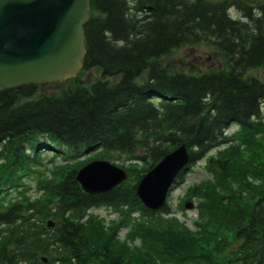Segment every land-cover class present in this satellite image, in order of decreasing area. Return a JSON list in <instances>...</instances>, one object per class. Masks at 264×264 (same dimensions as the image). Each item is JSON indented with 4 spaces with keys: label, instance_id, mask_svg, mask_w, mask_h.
I'll return each instance as SVG.
<instances>
[{
    "label": "trees",
    "instance_id": "trees-1",
    "mask_svg": "<svg viewBox=\"0 0 264 264\" xmlns=\"http://www.w3.org/2000/svg\"><path fill=\"white\" fill-rule=\"evenodd\" d=\"M82 31L80 71L57 92L0 91V264H41L40 255L46 264H264V79L248 73L264 65V0H88ZM197 43L212 45L223 67L163 63ZM180 143L189 163L177 182L201 159L208 175L182 196L194 200L193 229L168 203L144 209L134 192ZM92 158L128 179L84 193L74 175ZM94 207L121 218L105 225ZM128 216L130 244L117 236Z\"/></svg>",
    "mask_w": 264,
    "mask_h": 264
},
{
    "label": "water",
    "instance_id": "water-1",
    "mask_svg": "<svg viewBox=\"0 0 264 264\" xmlns=\"http://www.w3.org/2000/svg\"><path fill=\"white\" fill-rule=\"evenodd\" d=\"M87 11V0H0V91L73 77L84 53ZM187 162L182 143L139 179L135 194L143 207L156 210L163 204ZM125 178L122 169L105 160L87 162L74 177L87 194L105 193Z\"/></svg>",
    "mask_w": 264,
    "mask_h": 264
},
{
    "label": "rangeland",
    "instance_id": "rangeland-1",
    "mask_svg": "<svg viewBox=\"0 0 264 264\" xmlns=\"http://www.w3.org/2000/svg\"><path fill=\"white\" fill-rule=\"evenodd\" d=\"M210 1H219V0H210ZM229 15L232 18H237L239 13L234 9H230L228 11ZM163 63H168L172 69L183 72H206L209 70H217L223 66V57L220 53L210 44L206 43H197L194 45H186L180 48L173 50L166 57L163 58ZM249 74L256 76L260 79H264V65L257 67L255 69L249 70ZM97 76V72L91 70L85 73L82 78L88 82L89 80L95 78ZM65 82V81H64ZM64 82L57 83H48L43 87L38 88V92H46V93H55L61 88V84ZM68 85V84H67ZM234 126H230L228 129V134L234 131ZM224 147V146H222ZM50 153V152H49ZM92 153V152H90ZM216 153V150H211L209 154ZM45 157L44 161H48L49 154H43ZM86 154L84 157L88 156ZM60 162V161H54ZM118 163V162H116ZM208 175L204 170V161L200 160L194 164L189 172H187L181 182H177L173 185L172 189L168 192L167 200L172 208L173 215L189 229H193L192 220L194 219L195 213L193 210L185 209L181 204L186 201L183 199V194L187 190L190 185L197 184L202 179L207 178ZM29 185H33V182L30 181ZM194 202V200H191ZM91 215L96 218L102 220L105 225H109L110 222L119 220L120 214L116 211H112L107 207H96L92 208L88 211ZM133 216V215H132ZM136 218V216H133ZM138 217V216H137ZM132 218L130 216L127 217V223L117 232V236L124 238V240L130 244L131 240L127 239L124 236L128 233L129 225H132ZM129 223V224H128Z\"/></svg>",
    "mask_w": 264,
    "mask_h": 264
}]
</instances>
